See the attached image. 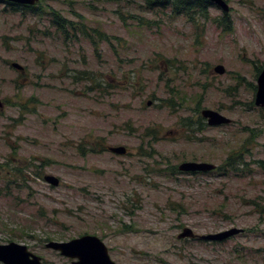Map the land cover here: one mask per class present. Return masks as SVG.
I'll return each mask as SVG.
<instances>
[{
	"label": "rangeland",
	"instance_id": "obj_1",
	"mask_svg": "<svg viewBox=\"0 0 264 264\" xmlns=\"http://www.w3.org/2000/svg\"><path fill=\"white\" fill-rule=\"evenodd\" d=\"M154 1L39 0L34 11L0 1V243L24 244L42 264H70L45 244L82 234L116 264H264V106L254 103L264 0L191 19ZM202 108L231 122L209 126ZM233 150L244 157L234 175L171 170L217 167ZM184 227L243 230L178 239Z\"/></svg>",
	"mask_w": 264,
	"mask_h": 264
},
{
	"label": "water",
	"instance_id": "obj_2",
	"mask_svg": "<svg viewBox=\"0 0 264 264\" xmlns=\"http://www.w3.org/2000/svg\"><path fill=\"white\" fill-rule=\"evenodd\" d=\"M19 4L33 5L38 0H6ZM211 4L218 6L223 12L229 11V5L226 0H207ZM11 66L17 70L24 71L22 65L12 62ZM213 72L222 74L225 68L222 64H216L212 68ZM254 103L256 106H264V66L260 69L256 77V89L254 95ZM150 104V101L147 102ZM3 107V101L0 98V108ZM201 116L210 126H218L229 124L231 119L217 110L211 108H203ZM108 150L115 154H125L127 149L123 145L109 146ZM216 164L207 161L184 160L177 166L181 172H207L214 170ZM43 179L50 185L59 184V178L53 174H45ZM242 228L231 227L229 229L208 233L195 234L189 227H184L178 234L177 238H197L207 241H224L231 236L242 232ZM45 246L52 250H56L60 255L72 258L70 264H116L109 256L108 249L104 242L96 235L82 234L79 237L69 239L67 241L49 240ZM0 261L5 264H42L40 257L30 252L26 245L14 241L8 243H0Z\"/></svg>",
	"mask_w": 264,
	"mask_h": 264
},
{
	"label": "trees",
	"instance_id": "obj_3",
	"mask_svg": "<svg viewBox=\"0 0 264 264\" xmlns=\"http://www.w3.org/2000/svg\"><path fill=\"white\" fill-rule=\"evenodd\" d=\"M155 3V5H158L159 7H165L166 4L169 3L170 9L172 14L175 15H180V14H186L188 18H192V16L195 13H204L206 12V9L211 5L210 2H208L207 0H155L153 2V4ZM152 4V3H151ZM32 11H34L33 9H35L34 7H30ZM53 19L55 21V23H59L60 28H62V31L65 30L66 26H69V24L67 25V23L62 19V16L57 15V18L53 16ZM223 21H225L223 19ZM72 26V25H70ZM230 28V24L229 22L225 23V30H229ZM83 32H85V30H83ZM257 71L259 72L260 69L258 68ZM255 88V86H253ZM199 111V110H197ZM189 125V124H188ZM200 125L205 126L206 124L203 122H200ZM141 134V141L145 142V140L147 141V146L148 147H152V143L155 142L157 140V135H156V131L154 129H151L150 127H146L144 128ZM149 138V139H148ZM153 149V148H150ZM243 154L242 151H230L227 156L224 158L223 162L218 165L214 170L208 171L206 172L211 174V173H224V174H233L234 171L238 170V165H240L243 162ZM176 167L172 166L171 170L173 172L176 171ZM11 170H13L12 174L10 176H18L20 174L23 173L22 170H20L18 167H14ZM7 173V172H6ZM37 174V176H40V172L37 171L35 172ZM199 172H193L190 174H197ZM8 174V173H7ZM9 175V174H8ZM234 175V174H233ZM8 179V178H7ZM14 180H10L11 183H13ZM250 201V200H247ZM247 201L245 203H247ZM264 211V210H262ZM47 238H49L47 236Z\"/></svg>",
	"mask_w": 264,
	"mask_h": 264
},
{
	"label": "flooded vegetation",
	"instance_id": "obj_4",
	"mask_svg": "<svg viewBox=\"0 0 264 264\" xmlns=\"http://www.w3.org/2000/svg\"><path fill=\"white\" fill-rule=\"evenodd\" d=\"M0 1H2V2H5L6 4H8V5H12V6H18V7H22V8H25V9H31L30 7H34L35 6V4L39 1H36V3L35 4H33V5H29V4H19V3H14V2H11V1H6V0H0ZM54 17H56V15H53ZM57 18V17H56ZM51 22L55 25V26H59L60 24L59 23H55V21H54V19H53V17H52V20H51ZM203 109V108H202ZM201 109V110H202ZM201 110H200V115H201ZM203 118V117H202ZM225 125V124H224ZM210 126V125H209ZM218 126H220V125H218ZM109 147V146H108ZM126 153H127V151H126ZM178 166V165H177ZM178 169V168H177ZM193 173V172H192ZM216 242V241H215ZM31 252V251H30ZM40 257V256H39ZM40 260H41V258H40ZM72 261V260H71ZM0 262H2V261H0ZM3 263V262H2ZM41 263H42V261H41ZM3 264H5V263H3Z\"/></svg>",
	"mask_w": 264,
	"mask_h": 264
}]
</instances>
